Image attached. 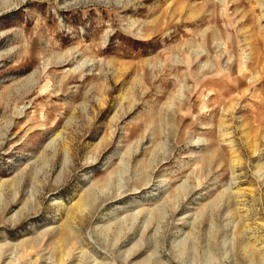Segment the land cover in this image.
I'll list each match as a JSON object with an SVG mask.
<instances>
[{
    "label": "rangeland",
    "instance_id": "1",
    "mask_svg": "<svg viewBox=\"0 0 264 264\" xmlns=\"http://www.w3.org/2000/svg\"><path fill=\"white\" fill-rule=\"evenodd\" d=\"M0 264H264V0H0Z\"/></svg>",
    "mask_w": 264,
    "mask_h": 264
},
{
    "label": "bare ground",
    "instance_id": "2",
    "mask_svg": "<svg viewBox=\"0 0 264 264\" xmlns=\"http://www.w3.org/2000/svg\"><path fill=\"white\" fill-rule=\"evenodd\" d=\"M90 199V198H89ZM88 201V200H87ZM246 248V247H245ZM249 252V251H248ZM250 258V257H249Z\"/></svg>",
    "mask_w": 264,
    "mask_h": 264
}]
</instances>
